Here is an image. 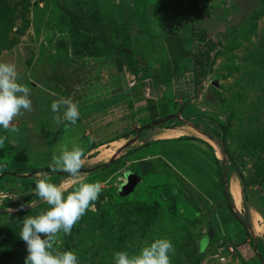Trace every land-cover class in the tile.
<instances>
[{
  "label": "rangeland",
  "instance_id": "obj_1",
  "mask_svg": "<svg viewBox=\"0 0 264 264\" xmlns=\"http://www.w3.org/2000/svg\"><path fill=\"white\" fill-rule=\"evenodd\" d=\"M64 2L71 5L70 12L63 9ZM0 3L6 12H0V62L16 65L18 82L32 89L33 105L12 122L18 132L0 127V137H7L0 147V228L48 206L35 193L40 173L49 172L50 182L67 190L75 186L66 173L51 172L49 165L61 147L77 144L85 152L79 180L98 181L102 191L95 211L88 210L71 235L59 234L57 249L74 251L79 264H114L116 252L136 253L146 243L166 238L175 248L171 264H246L236 251L244 230L227 208L221 185L220 198L202 214L170 188V176H178L179 168L196 182L201 174L191 173L193 168L210 178L216 157L229 193L231 178L242 187L235 167L242 172L248 202L242 191L241 208H235L231 193L230 201L248 231L249 253L255 249L260 258L264 0ZM79 11L93 19L94 30L75 28ZM60 97L78 104L75 125L65 127L63 108L61 122L54 120L51 104ZM221 123L226 125L224 142L216 138ZM172 130L184 134L170 136ZM148 142L155 143L136 149ZM201 145L206 159L200 156ZM118 158L120 163L107 166ZM16 168L40 171L20 174ZM131 173L140 181L123 195ZM21 228L0 242V264H24Z\"/></svg>",
  "mask_w": 264,
  "mask_h": 264
},
{
  "label": "clouds",
  "instance_id": "obj_2",
  "mask_svg": "<svg viewBox=\"0 0 264 264\" xmlns=\"http://www.w3.org/2000/svg\"><path fill=\"white\" fill-rule=\"evenodd\" d=\"M18 80L16 65L0 62V127L12 132L19 131L12 122L33 108L32 89ZM61 108L64 109L63 120L68 122L65 127L75 125L80 116L78 104L67 97L53 101L51 111L57 123L61 122ZM6 139V136L0 137V147H3ZM84 156V149L73 144L71 149L61 147L59 155L52 157L50 171H60L72 178L75 186L71 190L50 182L49 172L39 174L35 193L49 207L38 215L23 218L19 237L26 245L24 264H79L74 251H61L55 245L61 232L71 235L72 228L85 213L95 211L94 202L102 191V184L98 181L88 183L79 180L83 175ZM174 253V245L169 239L158 238L146 243L136 253L130 254L126 250L116 252L114 264H171L170 255Z\"/></svg>",
  "mask_w": 264,
  "mask_h": 264
},
{
  "label": "crops",
  "instance_id": "obj_3",
  "mask_svg": "<svg viewBox=\"0 0 264 264\" xmlns=\"http://www.w3.org/2000/svg\"><path fill=\"white\" fill-rule=\"evenodd\" d=\"M173 131H176V130L169 131L170 136H175V135L182 136L184 134L183 133L184 131L182 132V134H181V131H178L179 134H174ZM199 143L201 144V142H199ZM202 147L203 146L201 145L200 149L202 150L203 154H200V156L206 159L205 155H207L208 152L206 150H204V148H202ZM180 159L185 160V158H180ZM146 160H148V159H144V160L142 159L141 161H143L142 163H144ZM176 162H177V160H176ZM174 170H176V168H174ZM169 171H170L169 169L166 170V172H169ZM187 173L188 172L185 169L179 168V172L177 174L178 176H175V175L170 176L168 174L170 176L169 183L171 185H173L174 187H177L178 193H181L180 195H183V196H185V198L190 200V202L192 203V206L198 211V214H202L203 209H206V207L208 205H211V204H213V202L216 201L215 198H217V197L220 198L219 191H218L219 187H220V183L218 180L219 176H218L216 164H214V169H213V171H211L210 178H208L206 176V174L203 173L202 170L198 171L197 169L195 170L193 168V171L191 173L201 174V176H200L201 179L198 182H196L191 177L192 176L191 174H189V173L187 174ZM207 174H209V173H207ZM205 176L207 178H205ZM175 182L177 184H174ZM178 188H179V190H178ZM217 191H218V193H217ZM241 191H242V188H241ZM192 197H193V199H192ZM252 212H254V211H252ZM254 213L256 215L259 214V213L257 214L256 212H254ZM260 220H261V217H260ZM230 224L231 223H229L228 225L230 226ZM259 224L260 223H258L257 225L259 226ZM251 226L254 227L253 224H251ZM251 238H253V236H251ZM239 243L241 245H237L236 251H238L240 254V258H237V259L241 260L240 262H244L246 264H256V263L264 264V251L262 252L260 258H257L256 252H258V251L255 249H253V251L251 250L252 252L249 253V249L252 248V243H251V240H249V238H247V235L245 234V232L244 233L242 232V236L240 238ZM259 259L261 261H258ZM224 260H225V258H224Z\"/></svg>",
  "mask_w": 264,
  "mask_h": 264
},
{
  "label": "trees",
  "instance_id": "obj_4",
  "mask_svg": "<svg viewBox=\"0 0 264 264\" xmlns=\"http://www.w3.org/2000/svg\"><path fill=\"white\" fill-rule=\"evenodd\" d=\"M0 6H1V3H0ZM69 6H71V5H68L66 2H64L63 9L66 12H70V7ZM80 11H79L80 14L78 13V15H77V20H76L77 25H75V28H78V29L82 30V32H91L92 30L95 29V24L93 23V19H91L90 17L81 15V12ZM0 12H1V15H3V14L6 15V12L4 10H0ZM126 60H127V63L129 65V67L130 68H133V66H134L133 62L129 61L128 59H126ZM219 126H220V129L222 131V134H219V135L217 134L216 135V138L219 141L224 142V140H225L224 139V134H225V131H226V125H224L223 123H221ZM60 133H61V131L57 135H60ZM183 138H185L186 140H195V141H200V142L202 141L200 139H197V138H194V137H191V136H185ZM152 143H155V142L145 143V144H143L142 146H140V147H138L136 149L137 150L143 149V147H147V146L151 145ZM133 160L134 159H131V161H133ZM121 161H122V159L118 158L117 160H115L113 162H110L107 166L108 167H111L112 165H114L116 163H120ZM214 162H215L216 167H217L218 176H219V179L218 180H219V183H220L221 188H222V194H223V197H224V199L226 201V206L229 209L230 213L232 214L234 220L237 221L241 225V227L243 228L245 234L248 236V231L246 229L245 224L238 217L237 212L235 211L234 206H233V204L230 201L231 196H230V193H229V191H228V189L226 187V180H225V178L223 176L222 169H221V167L219 165V160L216 157L214 158ZM235 170H236V173H237L238 178L240 179V181L242 183V187L241 188H242L243 199L245 200V202H248V195H247V188L248 187H247V184L245 183V181L243 179L242 172L237 167H235ZM15 171H17L20 174L23 173V172L36 173V172L40 171V169H38V168H16ZM170 188L172 189L173 194L175 195L177 193L176 192L177 191L176 188L173 187V186H170ZM162 197L164 199L167 198L166 196H163V195H162ZM48 207H49V205L48 206H41L37 210H35L34 212H31V213L30 212H26V213H24L22 215L24 217V216H29L32 213L39 214L42 211L47 210ZM254 208H256V210L258 209L257 207H254ZM259 214L264 219L263 214L261 212H259ZM23 217L21 219L16 218V219L12 220L11 222H9L7 225H5L3 228H0V242H2L4 239H6L8 236H10V234H12L14 230H17L20 226H22V224H23Z\"/></svg>",
  "mask_w": 264,
  "mask_h": 264
},
{
  "label": "bare ground",
  "instance_id": "obj_5",
  "mask_svg": "<svg viewBox=\"0 0 264 264\" xmlns=\"http://www.w3.org/2000/svg\"><path fill=\"white\" fill-rule=\"evenodd\" d=\"M175 134H178V131H175ZM230 193L233 199V204L236 209H239L243 206V200L241 196L240 186L235 178L230 179Z\"/></svg>",
  "mask_w": 264,
  "mask_h": 264
},
{
  "label": "water",
  "instance_id": "obj_6",
  "mask_svg": "<svg viewBox=\"0 0 264 264\" xmlns=\"http://www.w3.org/2000/svg\"><path fill=\"white\" fill-rule=\"evenodd\" d=\"M139 181L140 178L137 177L135 174L131 173L127 178V182L124 184L125 189L123 195L130 194L131 192H133Z\"/></svg>",
  "mask_w": 264,
  "mask_h": 264
},
{
  "label": "built area",
  "instance_id": "obj_7",
  "mask_svg": "<svg viewBox=\"0 0 264 264\" xmlns=\"http://www.w3.org/2000/svg\"><path fill=\"white\" fill-rule=\"evenodd\" d=\"M228 251L231 253V252H233V247H231V246H229L228 248ZM224 260V258H221V261H223Z\"/></svg>",
  "mask_w": 264,
  "mask_h": 264
}]
</instances>
